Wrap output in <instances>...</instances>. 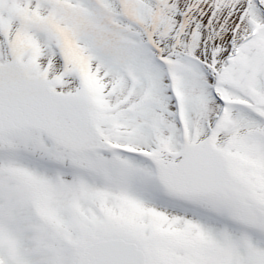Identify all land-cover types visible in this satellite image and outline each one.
<instances>
[{
  "label": "snow or ice",
  "instance_id": "snow-or-ice-1",
  "mask_svg": "<svg viewBox=\"0 0 264 264\" xmlns=\"http://www.w3.org/2000/svg\"><path fill=\"white\" fill-rule=\"evenodd\" d=\"M0 264H264V0H0Z\"/></svg>",
  "mask_w": 264,
  "mask_h": 264
}]
</instances>
